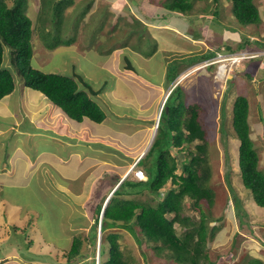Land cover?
I'll return each instance as SVG.
<instances>
[{"label": "rangeland", "instance_id": "obj_1", "mask_svg": "<svg viewBox=\"0 0 264 264\" xmlns=\"http://www.w3.org/2000/svg\"><path fill=\"white\" fill-rule=\"evenodd\" d=\"M28 1L33 4V7L28 3L27 8L24 7L23 10L33 20L32 27L34 31L32 30L31 44L34 49L38 48L36 52V59L38 62H41L47 57L48 59L50 58V48L46 46L51 40L50 38H43L42 35L46 33L37 35L38 30L36 25L41 28L42 32L41 23L36 21L38 19L37 17L39 16L41 20L43 19V15L46 17L45 13L42 15V10L36 9L39 8L40 3L44 10H46L47 7L45 6L47 4H51L50 7H52V11H57V14L54 15V20L58 22L56 24L59 26V36L64 40L74 33L75 37L72 39L74 41L68 46L80 53L84 54L89 50L96 49L106 51L115 46H120L119 49L123 51L125 46H127L132 50L149 54L155 46V42L152 40L153 38L147 36L145 39L148 41H146L139 37L140 34H144V32L140 30L143 26L136 29V33L132 35L129 33V29L131 26H134V22L125 25L126 19L128 18L121 17L117 12V8L122 9L123 6L118 3L116 6L113 0H60L61 3H56L58 0ZM128 1L129 5H133L137 10L140 9L145 12L148 9L150 18H155V15H158L160 11H164V17L170 24H177L184 28L190 26L188 30H190L192 34L203 36L209 43L215 46H230L233 42H243L244 38L250 41L248 46L253 43L258 44L260 41L264 42V0H254V3L260 10V17L263 21L257 25L241 24L233 15L232 4L229 0H192V8L184 14H180L176 10H170L165 7V4L172 0ZM194 14L201 16L193 19L191 15ZM58 17L59 20H57ZM51 21L48 24L53 23V19ZM121 21H123V23H121ZM51 29H55V26H52ZM55 33L56 32H52V34ZM42 38L45 44L44 46L41 40ZM255 39L259 41L255 42ZM59 45L61 44H57L53 48H57ZM258 47H260V45ZM248 49L254 48L248 47ZM217 50L218 49L208 51V55L204 58L213 56ZM39 51L44 53L42 57L39 56ZM8 53L9 50L5 48L3 62L11 69L9 65L10 56ZM51 54L54 55L50 59L51 65L60 66L62 59L59 58L58 53L54 54L51 51ZM188 57L191 58L190 55H188ZM185 61H188V59ZM131 64L134 66L137 62ZM151 64L152 62H148L147 66ZM177 64L178 63L174 60L171 67ZM193 67L194 68L188 70L186 73H183L180 78V74L177 75L174 79H177L176 82L174 80L173 82L182 86L184 90L182 97L186 103H197L201 107L200 112L202 113L206 134V151L205 161L201 162L199 167L202 172L200 184L210 187L214 193L212 204L208 206L206 202L202 201L201 206L206 213V223L208 226L213 225L215 229L218 230L213 238L207 240L205 246L209 260L213 262L212 264H250L253 259L258 260L257 262H260L259 264H264V207L259 206L255 202L250 189L242 183L237 158L238 139L231 125L233 100L236 95L243 94L246 96L249 103L248 123L250 137L258 153V167L263 172L264 56L261 55L242 61L238 69L227 81L215 77L214 65L208 67L206 70L203 67ZM140 68L144 69L145 66H140ZM136 70L138 69L136 68ZM203 70H205L204 74L202 72ZM53 72L59 74L66 73L65 71H55V69ZM15 73L19 75L18 77H21L18 71L15 70ZM89 74V87L100 88L99 84L95 82L97 74ZM16 75L13 74L15 84H20V81L22 84V80ZM14 89L18 90L19 87L16 89L15 85ZM85 91H88V88H86ZM15 93L19 92L14 91L9 96L11 109L13 108L12 110L14 112L16 110L18 111L19 107H17V104H21L20 94L16 95ZM223 101L224 107L222 106ZM113 110L114 108L111 109V111ZM115 110L120 109L115 108ZM105 113L108 118L112 120V122H110L116 124V128L110 123H107V125H109L108 127L105 124L99 125L95 122L89 123V125L99 130L101 133L109 132L111 128H114L110 133L116 134L119 139H123V144L126 145L128 137L124 130L133 128V126L140 128V121L133 118V124L128 125L126 122L128 116L117 117L111 115L110 111L108 114L106 111ZM4 120L7 121V119L0 117V126H2V124L6 125ZM22 121H24L23 126ZM16 123H18V128L20 130L23 128L33 129L32 124L28 122L24 114L18 115ZM221 127H223V134L220 132ZM122 131H124L125 134ZM154 133L155 127L153 132L149 134L146 145L143 146L145 151L149 147ZM143 134V131H139L132 139L139 140ZM20 135L9 130L5 132L4 139L0 137V151L4 149V155H2L3 153L0 154V160L6 159L8 154L10 158L17 154L18 150L16 148L20 147H16L15 145L20 144L19 142H21V139L24 137L23 135L20 137ZM111 137L114 138L112 135ZM142 140L143 138L140 139V141ZM22 141L26 142V140ZM109 141L118 143V141L113 139ZM99 142L102 141L100 140ZM195 142L199 141L195 140ZM27 143L30 144L29 148L34 150V155H38L42 151L55 150L56 148V144L49 141L48 138L41 141L38 137H30V141ZM194 143L190 144V149H193ZM2 147L4 148L2 149ZM22 147L24 146L22 145ZM99 148H103L102 151L105 152V147L100 143ZM121 149L122 148H116L115 146L113 147V151L108 149L107 153L112 152V159L116 160V158L123 155ZM123 150L125 151V147ZM174 151L175 150H173V153ZM64 156L66 157V155ZM105 157L106 156H102L99 158ZM141 165L143 166L142 163ZM141 165L140 167H142ZM9 168L10 166L7 167L6 170H3V172L0 170V174L3 175L4 180H8L5 175H12L10 174L11 170ZM76 186L77 182L74 184V187ZM169 187L170 184L166 183V185L161 188L162 193L160 196H162ZM4 189L7 191V194L12 197L17 199L20 198L26 205L25 207L41 208L42 210L32 213L30 224L27 223L26 226L23 227L21 226L22 222L18 219L21 218V216L16 206L11 203H5L4 206L0 205L1 216L2 212L4 214L6 211V213H9V217L12 220L14 218L16 219V225L11 228L7 227L8 229L6 233H4V235H6H3V240L0 243V255L3 257L1 258L3 259L2 264L11 263L9 258L3 256L4 252L27 258L33 256L35 260H37L36 264H66L65 261L67 259L64 255V251L62 250V252H59V250L61 248L67 249L69 245H71L72 236H78L82 239L83 244L80 245L82 253L85 251L86 254H91V251H93V244L92 242L90 243L89 240H86L87 237L85 236L88 235V231L89 234L93 231L90 230L93 222L91 217H89L88 220L86 219L85 222L83 220V223H79L80 218L84 216L73 213L70 219L68 215L71 212L68 214V211L57 208V206L55 207L53 204L54 200L58 201L59 199L55 198L53 195L49 197V194L42 190L36 191L34 188L18 189L6 187H4ZM156 197L157 196L145 194L142 198L148 200L153 198L156 200ZM43 201L47 204L46 206H50V211L52 213V218L48 217L50 220L42 213L47 211L42 205ZM190 201L192 200L187 197L183 199L184 212L185 214L191 215L194 219H198L199 213L188 207ZM69 225L73 226V230ZM175 225L177 226V224ZM2 231L3 226L0 224V232ZM177 231L179 234L182 233L181 228L177 227ZM121 232L125 235L123 242L125 243L126 249L128 248L137 259V264H176L171 258L166 257L164 254L161 256L153 255L150 248H144L143 245L137 244V242L123 229H121ZM141 253H146L145 258H143ZM92 256V254L89 255L86 260L89 262ZM96 256L95 253V259ZM82 261L84 262V260H80L78 263L82 264ZM76 263L77 262H74V264Z\"/></svg>", "mask_w": 264, "mask_h": 264}, {"label": "trees", "instance_id": "obj_2", "mask_svg": "<svg viewBox=\"0 0 264 264\" xmlns=\"http://www.w3.org/2000/svg\"><path fill=\"white\" fill-rule=\"evenodd\" d=\"M229 1L232 4L234 17L241 24L257 25L261 22L259 9L254 0ZM56 3L61 1L58 0ZM27 5L28 0H0V99L14 89L13 74L16 75V70L22 77H19L22 85L42 93L70 118L81 121L83 117H87L100 122L105 116L103 110L86 91L78 88L73 77L44 72L31 66L30 38L33 21L23 10ZM192 5V0H172L165 4V7L184 14L192 8ZM50 6L51 4H47L46 10ZM39 10H42V15L45 13L48 17L41 3ZM56 12V10L52 11L51 17L48 18L53 19V23L48 24L49 28L44 27L46 19L44 15L42 20L38 19L42 25V32L41 28L36 26L39 35L46 33L42 35L43 38L51 39L46 46L48 48H53L57 44H70L75 37L74 33L64 40L59 36V26L56 24L58 22L54 20ZM119 15L124 17V11H121ZM52 26H55V29L52 30ZM52 32L56 33L52 34ZM249 42L247 38H244L243 42L227 46L224 50L247 49ZM256 45H260L261 48L264 42L260 41ZM5 47L11 50V56L14 57L11 61L13 74L11 69L3 64ZM206 55H202L201 58ZM186 59L188 61H181L177 69L169 68L171 79L193 61L189 57ZM182 93L181 87L176 85L167 96L152 142L139 160V166L143 164L141 168L146 173V180L139 181L125 177L112 191L104 205L100 202L94 206L90 229L93 231L91 234L88 231L90 236L85 235L86 240L93 244L92 259L89 262L86 260L91 254H86L85 251L82 253L80 250V245L83 244L82 239L74 236L70 248L64 252L66 264L78 263L80 260H84L82 264H96L94 257L99 216L101 217L98 264H137V259L125 247L123 242L125 235L121 229L127 232L137 244L150 248L153 255L164 254L176 264L213 263L209 260L205 246L207 240L213 238L218 230L213 225L208 226L206 213L201 206L202 201L208 206L211 205L214 195L210 187L200 184L202 172L199 167L201 162L205 161L206 151L205 128L200 105L186 103ZM222 106L224 107V101ZM248 109L249 103L246 96L236 95L232 103L231 125L238 139L237 158L242 183L250 189L255 202L264 207V171L262 172L258 167V153L250 137ZM220 132L223 134V127ZM192 143H194L193 149H190ZM173 150H175L174 153ZM147 163L150 164L149 167H146ZM166 183H169L170 187L160 196L161 188ZM145 194L157 196L156 200L142 198ZM185 197L192 200L188 203V207L199 213L198 219L185 214L183 208ZM177 227L181 228V234L178 233ZM141 255L145 258L146 253ZM257 261L252 259L250 264H259L260 262Z\"/></svg>", "mask_w": 264, "mask_h": 264}, {"label": "crops", "instance_id": "obj_3", "mask_svg": "<svg viewBox=\"0 0 264 264\" xmlns=\"http://www.w3.org/2000/svg\"><path fill=\"white\" fill-rule=\"evenodd\" d=\"M113 2L116 6L117 3L123 6L122 9L117 8V12L119 14L124 11V17L128 18L126 19V24L124 23L125 25L134 22V26L129 29L131 35L136 33V29L140 28V26H143L140 30L144 34H140L139 37L142 40H146L145 37L147 38V36L153 38L155 46L149 54L132 50L127 46H125L123 51L119 49L120 46H115L104 52L96 49L89 50L83 54L69 48L68 45L72 44V41L68 45L61 44L57 48L50 49V58L48 59L47 57L41 62L36 59L38 48H33L31 56V65L33 67L50 73H54V69L55 71H65L64 75L71 76L76 80L78 88L84 91L88 88L87 94L91 95L89 96L104 112L103 120L95 122L83 117L81 121H76L63 113L59 107L49 101L42 93L25 87L21 83L15 84L16 89L19 87L18 90L13 89L0 99V117L7 119V121L4 120L6 125L2 124L0 126V137L4 139L5 132L9 130L19 135L21 134L20 137L24 136L19 142L20 144L15 145L21 148H16L18 150L17 154L11 158L8 154L6 159L0 160L1 172L10 166V174H12L11 176L5 175L8 180H4L3 175L0 174V205L4 206L5 203H11L16 206L21 216L18 219L22 222L21 226L23 227L27 223L30 224L32 213L42 209L25 207L26 205L20 198L17 199L7 194L4 187L42 190L47 192L49 197L53 195L59 199L58 201L54 200L53 204L57 208L68 211V214L71 212L68 215L70 219L73 213H77L80 216H84L80 218L79 223H83V220L85 222L89 217L93 220L94 206L100 202L104 205L119 182L125 177L131 178L127 174L128 170L132 166L133 161L145 152L143 146L146 145L149 134L153 132L159 108L161 103L165 102L170 85L175 77L187 68L202 63L207 58L201 57L204 54H208V51L226 49L227 47L222 45L215 46L203 36L192 34L188 30L190 26L184 28L177 24H170L164 17V11H160L158 15H155V18H150L148 9L145 12L140 9L137 10L133 5H129L128 0H113ZM28 3L33 7L31 2L28 1ZM45 11H47L48 17L44 20V27L47 29L49 28L48 23L51 21L48 18L51 17L52 7ZM200 16L194 14L191 15V18L195 19V17ZM37 18L39 19V16ZM261 22H263L262 19ZM236 43L233 42L230 45L234 46ZM247 47L260 49L256 43ZM51 51L54 54L58 53L59 58L62 59L60 66L51 65L50 59L54 56ZM43 55L44 53L39 51V56L42 57ZM188 55L191 56L193 62L182 69V71L176 73L171 79L169 68L173 61L175 60L178 63L177 65H179L181 61L188 58ZM136 62L137 64L135 65L137 66L131 64ZM148 62H152V64L147 66ZM140 66H145V68L141 69ZM208 67L206 66L204 69L206 70ZM205 70L202 71L203 74ZM89 73L97 74L95 82L99 84L100 88L89 87ZM178 85L182 89V86ZM14 91L19 92L15 94H20L21 96V104H17L19 108L15 112L12 110L13 108L11 109V101L9 100V96ZM112 108H114L113 111H111ZM115 108L120 110H115ZM105 111L107 114L110 111L111 115L117 117L128 116L126 121L128 125L133 124V118L140 121V128L133 126L135 129L124 130L128 137L126 145L123 144V139H119L116 134L110 133L116 128V124L111 123L112 120L108 118ZM20 114L25 115L28 122L32 124L33 129L23 128L20 130L18 128L19 126L16 122ZM93 122L99 125L105 124L107 127L109 126L107 123H110L114 128H111L109 132L101 133L89 125V123ZM23 123L24 121H22V126ZM124 131L122 132L125 134ZM139 131L144 132L140 138H143V140L132 139ZM29 136L38 137L41 141L48 138L49 141L56 144V148L55 150L42 151L40 154L34 155V150H31L29 148L30 144L27 143L30 141ZM112 139L118 141V143L115 141L110 142L109 140ZM22 140H26V142ZM100 140L103 143L99 142ZM99 143L105 147V152L102 151L103 148H99ZM115 146L116 148H122L123 155L118 158L115 157L116 160H113V153H107V150L113 151ZM124 147L125 151L123 150ZM0 154L4 155V149L0 151ZM102 156L106 157L99 158ZM76 182L77 186L74 187ZM42 205L47 209L46 212L42 213L47 219L48 217L52 218L50 206H46L47 204L44 201ZM0 224L3 226V231L0 232L1 243L7 229L16 225V219L12 220L6 211L4 214L2 212L1 216L0 210ZM69 226L72 229L73 226ZM70 246L67 249L61 248L59 252H62V250L66 252ZM3 254L4 257L10 259V264L37 263L33 256L27 258L10 254L9 252H4ZM1 258L3 257L0 255V264L3 263Z\"/></svg>", "mask_w": 264, "mask_h": 264}, {"label": "built area", "instance_id": "obj_4", "mask_svg": "<svg viewBox=\"0 0 264 264\" xmlns=\"http://www.w3.org/2000/svg\"><path fill=\"white\" fill-rule=\"evenodd\" d=\"M260 54H264L263 51L243 49L239 51H224L218 49L215 51L211 58L204 60L202 66L215 65L214 75L223 81H227L228 78L238 69L240 63L246 59L254 58ZM174 85V83H173ZM134 162L132 166L133 177L138 180H144L146 178L142 169L135 166Z\"/></svg>", "mask_w": 264, "mask_h": 264}, {"label": "clouds", "instance_id": "obj_5", "mask_svg": "<svg viewBox=\"0 0 264 264\" xmlns=\"http://www.w3.org/2000/svg\"><path fill=\"white\" fill-rule=\"evenodd\" d=\"M30 18V17H29ZM31 19V18H30ZM32 20V19H31ZM37 35H39L38 33H37ZM32 36V35H31ZM33 37H34V35H33ZM42 40V42H43V38L41 39ZM74 41V40H73ZM30 43H31V38H30ZM43 45H45L44 44V42H43ZM66 45H68V44H66ZM5 48H7L8 50H9V56H10V58H9V65L11 66V71L12 72H14L13 71V68H12V65H11V61H12V58H13V56H11V53H10V49L8 48V47H5ZM5 48L3 49V53H4V51H5ZM31 48H32V51H33V47H32V44H31ZM50 49H52V48H50ZM248 49V48H247ZM224 50V49H223ZM250 50H257V51H263L264 50V48H260V49H250ZM261 55H264V54H260V55H258V56H261ZM258 56H256V57H258ZM212 57V56H211ZM211 57H209V58H211ZM208 59V58H207ZM251 59V58H250ZM206 60V59H205ZM204 62V61H203ZM203 62L202 63H200L199 65L197 64V65H194L195 67L197 66V67H206V66H202V64H203ZM3 64L5 65V63L3 62ZM30 64H31V59H30ZM214 65V64H213ZM213 65H208L209 67H211V66H213ZM6 66V65H5ZM32 66V65H31ZM215 66V65H214ZM7 67V66H6ZM33 67V66H32ZM33 68H35V67H33ZM192 68H194L193 66L192 67H189L187 70H185V71H183L181 74H180V76H179V78L183 75V73H186L188 70H190V69H192ZM198 68V69H199ZM37 69V68H36ZM13 74V73H12ZM18 77V76H17ZM177 77V76H176ZM175 77V78H176ZM19 78V77H18ZM20 79V78H19ZM177 80V79H176ZM176 80H174L175 82H176ZM173 83L174 82H172L171 83V85H170V89H169V93L171 92V90L176 86V85H178V83H174V85H173ZM169 93H168V95H169ZM166 100V99H165ZM163 106H164V102H162V104H161V106H160V108H159V111H158V116H157V122L155 123V125H154V127H155V131H156V126H157V123H158V120H159V116H160V112H161V110H162V108H163ZM155 134V133H154ZM153 139V138H152ZM152 142V141H151ZM150 146V145H149ZM149 148V147H148ZM148 148H147V150H148ZM146 150V151H147ZM146 151L143 153V155L146 153ZM142 155V156H143ZM142 156H139L138 158H136L134 161H133V163H132V166H133V164H134V162H136V164H135V166L137 167V168H139V169H142L140 166H139V160H140V158L142 157ZM132 166L129 168V170H128V175H130V177L132 178V179H135V180H138V179H136V178H134L133 177V174H132ZM143 170V169H142ZM143 172H144V170H143ZM145 173V172H144ZM145 176H146V173H145ZM144 180H146V178L144 179ZM144 180H139V181H144ZM120 183V182H119ZM100 217L101 216H99V221H98V225H97V242H96V264H98V262H99V245H100Z\"/></svg>", "mask_w": 264, "mask_h": 264}, {"label": "water", "instance_id": "obj_6", "mask_svg": "<svg viewBox=\"0 0 264 264\" xmlns=\"http://www.w3.org/2000/svg\"><path fill=\"white\" fill-rule=\"evenodd\" d=\"M150 164H146V167H149Z\"/></svg>", "mask_w": 264, "mask_h": 264}, {"label": "bare ground", "instance_id": "obj_7", "mask_svg": "<svg viewBox=\"0 0 264 264\" xmlns=\"http://www.w3.org/2000/svg\"><path fill=\"white\" fill-rule=\"evenodd\" d=\"M162 104V103H161ZM59 112V111H58Z\"/></svg>", "mask_w": 264, "mask_h": 264}]
</instances>
